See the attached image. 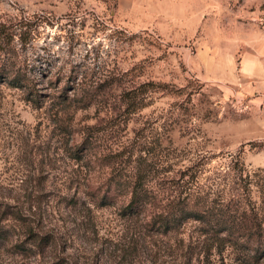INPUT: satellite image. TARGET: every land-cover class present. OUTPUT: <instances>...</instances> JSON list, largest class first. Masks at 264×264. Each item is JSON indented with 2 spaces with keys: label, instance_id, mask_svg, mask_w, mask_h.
<instances>
[{
  "label": "rangeland",
  "instance_id": "obj_1",
  "mask_svg": "<svg viewBox=\"0 0 264 264\" xmlns=\"http://www.w3.org/2000/svg\"><path fill=\"white\" fill-rule=\"evenodd\" d=\"M0 69V264H247L152 221L199 154L200 182L238 154L264 195V0H0ZM139 154L153 198L127 216Z\"/></svg>",
  "mask_w": 264,
  "mask_h": 264
},
{
  "label": "trees",
  "instance_id": "obj_2",
  "mask_svg": "<svg viewBox=\"0 0 264 264\" xmlns=\"http://www.w3.org/2000/svg\"><path fill=\"white\" fill-rule=\"evenodd\" d=\"M0 78L5 79L3 69ZM23 76L16 75L7 80L12 87H23ZM148 87L163 89L164 84L145 82L124 92L127 112H133L141 105L136 91L144 93ZM237 155V156H236ZM227 162L218 160L206 182L199 178L206 170L211 155L199 154L189 164L178 169L170 179L166 201L154 216L156 229L167 233L184 222L192 220L198 225V236L206 251L215 249L220 253L226 246L248 251L247 264H259L264 259V195L259 200L251 196L254 185L252 174L238 161V154L230 155ZM139 154L134 159L129 184V197L121 213L136 216L153 198L150 186L151 168ZM151 199V200H150ZM101 203H109L100 197ZM106 201V202H105ZM102 203V204H103ZM2 218H0V221ZM32 236L31 231H27ZM9 237V230L0 222V247ZM12 247L22 251L19 243ZM249 260L252 262L249 263Z\"/></svg>",
  "mask_w": 264,
  "mask_h": 264
}]
</instances>
